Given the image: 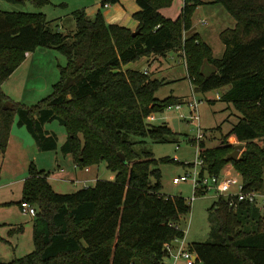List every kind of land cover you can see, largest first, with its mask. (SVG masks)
Listing matches in <instances>:
<instances>
[{"label":"trees","instance_id":"16d2710c","mask_svg":"<svg viewBox=\"0 0 264 264\" xmlns=\"http://www.w3.org/2000/svg\"><path fill=\"white\" fill-rule=\"evenodd\" d=\"M29 1L38 6L48 3ZM119 1L104 0L102 6ZM173 1L136 0L140 7L133 14L140 31L136 36L127 27L108 23L101 9L94 18L85 10L74 11L76 31L69 35L52 30L42 13L0 12V155L7 152L16 117L42 150H56L57 138L45 132L44 125L58 120L68 134L64 151L73 156L77 169L105 161L116 173L114 182L97 180L93 187L63 195L54 191L50 174L32 164L20 206L27 202L36 209L35 248L25 257L0 264H165L167 245L184 239L180 222L192 207L183 197L161 193L157 167L168 158L157 160L152 151L137 146L145 139L178 142L179 133L165 123L152 124L150 116L190 100L174 95L157 98L165 80L125 68L142 59L181 51L196 92L223 90L220 100L231 104L240 117L221 145L206 148L200 143L204 171L220 175L232 165L246 190H263L264 0H212L236 21L234 28L220 34L226 47L221 59L199 34L186 37L204 2L184 0L180 16L172 20L160 10ZM39 47L57 49L68 63L53 92L28 107L5 94L2 85ZM205 63L215 67L209 76L203 74ZM132 135L142 140L132 141ZM230 138L246 144L236 161L227 160L235 149ZM217 207L222 212L219 241L188 246L197 263L264 264V212L256 216L255 207L245 204L234 211L223 197Z\"/></svg>","mask_w":264,"mask_h":264},{"label":"rangeland","instance_id":"374dc122","mask_svg":"<svg viewBox=\"0 0 264 264\" xmlns=\"http://www.w3.org/2000/svg\"><path fill=\"white\" fill-rule=\"evenodd\" d=\"M101 1L48 0V3L38 6L29 0L21 2L0 0V12L42 13L52 30L69 35L76 31H70V25L75 23L72 13L76 10H85L90 18H94L98 12L97 5L101 11L108 7L101 6ZM205 1L209 0H204V3H206ZM232 22H235V19L221 4L214 6L205 4L195 12L193 27L186 33V37L195 35L196 32H200L203 36L209 34L210 47L214 57L221 59L226 47L216 33L222 28H229ZM167 55L166 59L162 58V67L151 69L152 72H150L153 74V79L166 82L156 93V96L159 99H164L176 95L186 100H193L194 94L200 102L198 114L203 138L201 141L196 140L197 127L188 118L191 109L186 104H183L181 109L175 105L162 112L152 114L150 122L155 125L164 123L169 125L179 133L178 142L155 143L151 139H145L146 143L138 144L137 149L145 148L152 151L157 160L168 158L166 161H160L157 167L161 172V193L172 197H183L192 207L191 213L184 216L180 222V227L185 233L184 239H178L173 244L178 246L184 242V245L188 247L194 243H215L219 241L222 212L218 210L217 203L221 197H218L214 191L205 194L199 193L195 196L191 180L180 184H174L173 180L193 171L194 167L188 164L196 162L200 143H204L206 148L221 145L223 137L238 123L240 115L231 104L220 100L222 89L207 93L196 92L179 55L174 51ZM153 58L148 59L153 61ZM141 61L132 62L126 67L143 70L146 64H142ZM67 63V57L57 49L39 47L34 52L27 54L26 59L4 82L2 89L15 102L32 107L53 92L54 85L60 80L61 68L65 67ZM214 71L213 65L204 64L203 74L205 76L211 75ZM13 125V139L23 145L24 152L12 148L6 154L0 155V261L2 263H10L15 259L25 257L35 248L33 217L24 213L20 206L23 197V178L28 176L32 164L36 169L49 173V181L54 191L63 195L75 193L86 187H93L97 180L111 182L116 180V173L108 169L107 163L103 161L90 167L88 186L78 184L77 175L81 176L86 173V170L75 169L73 156L64 151L68 134L66 127L58 120L44 125L45 132L54 135L58 143L56 150L49 151L42 150L38 146L25 126H19L18 117ZM131 140L141 141L142 138L132 135ZM229 142L235 147L243 145L245 150V143L241 144L235 138H230ZM227 168H232L237 173L232 165L225 167V169ZM239 180L242 182L241 179ZM224 199L226 198L224 197ZM255 209L254 215L263 214L258 208ZM20 227L23 228V231H17ZM165 263L173 264L174 260L167 257ZM178 264H186V261L182 259Z\"/></svg>","mask_w":264,"mask_h":264},{"label":"built area","instance_id":"2783aa9c","mask_svg":"<svg viewBox=\"0 0 264 264\" xmlns=\"http://www.w3.org/2000/svg\"><path fill=\"white\" fill-rule=\"evenodd\" d=\"M105 6H108L106 4ZM204 23V21H203ZM147 72V71H145ZM200 102L193 94V100L187 102V106L191 109V114L188 116L193 125L197 127L198 136L197 141H201L203 135L200 132V119L198 114ZM181 109L182 105H176ZM177 161V159H174ZM192 165L193 171L188 172L182 176L174 178V184H180L191 180L193 182L194 195H198L201 192L207 193L214 191L218 197H225L229 201L230 209L239 211L242 205H249L255 207L264 212V191L258 190H246L242 182H239L240 176L233 171L232 168H227L220 175H209L204 171V160L201 158L200 148L197 151L196 162ZM77 169V167L75 166ZM87 171L89 169H86ZM21 209L24 213H27L34 217L36 215V209L31 204L23 202ZM178 241V240H176ZM169 257L173 258L174 263L178 264L180 260H185L186 264H196L197 255L191 252L184 242L181 245L175 246L173 243L167 245Z\"/></svg>","mask_w":264,"mask_h":264},{"label":"crops","instance_id":"0c3cea01","mask_svg":"<svg viewBox=\"0 0 264 264\" xmlns=\"http://www.w3.org/2000/svg\"><path fill=\"white\" fill-rule=\"evenodd\" d=\"M103 1L104 0H102L101 3H100L101 6H102V2ZM201 1L204 2V0H201ZM205 2L206 3H204L203 5H200L197 8L196 12L201 7L205 6V4H208L209 6H214L215 5L214 3H212V0H209L208 2L205 1ZM97 6L98 7H96V9L99 10L100 7H99V5H97ZM183 6H184V0H174L170 7L163 8V9L160 10V12H161V14L164 17L172 19V20H175V19H177L180 16L181 11L183 9ZM139 10H140V7L138 6L136 0H120L116 4H109L107 9L103 10L102 12H103V14H104V16H105V18H106L108 23L118 24L120 26L127 27V28L131 29L132 31H136V29L138 28L139 24L133 18V14L136 13L137 11H139ZM230 25L232 27L229 26V28H234V26L236 25V21L232 22ZM70 26H71V30L70 31L75 30V23L74 24L72 23ZM227 28L228 27H226L224 29L222 28L223 30L222 29L218 30L217 33H216L217 36L220 37L221 32L224 31ZM190 33L192 34V32H190ZM196 34H199L201 36L202 40L205 43H207L209 46H211V44H210L211 42L209 40V34L204 35V36L201 35L200 32H196ZM176 54L179 55L180 60H182L183 63L185 64V60H184V58L182 56V52L181 51H177ZM167 56L168 55H166V56H156V57L153 58V61H149L150 59H148V58H146L145 60H142L141 63L142 64H146L145 68L142 71H147L150 74V72H152L151 69L158 68V67L161 68L162 67V58L166 59ZM125 68L127 69V67H125ZM137 69L140 70V68H137ZM153 73H155V72H153ZM151 75H153V74H151ZM174 96H176V95H174ZM177 97H180V96H177ZM13 137H14V125L12 127V131H11V136H10L7 152H9L12 148H14L15 150H20L21 152H24L23 151V149H24L23 145L20 144L19 142L14 141ZM85 172L86 173L81 174V176L77 175V177H76L77 180L76 181L78 182V184H83L85 186H88V181H89L88 173H90V168H89L88 171L86 170ZM27 177L28 176L23 178L24 182L27 179Z\"/></svg>","mask_w":264,"mask_h":264},{"label":"water","instance_id":"95a60500","mask_svg":"<svg viewBox=\"0 0 264 264\" xmlns=\"http://www.w3.org/2000/svg\"><path fill=\"white\" fill-rule=\"evenodd\" d=\"M139 32H140V31H134V32H133V36L138 35ZM242 150H244V146H243V145H237V146L235 147L234 151H233V152L227 157V160H228V161H236V160L239 158V156H240ZM119 155H120L121 160H122L124 163H127V162H126V158H125V156L123 155V153L120 152Z\"/></svg>","mask_w":264,"mask_h":264}]
</instances>
